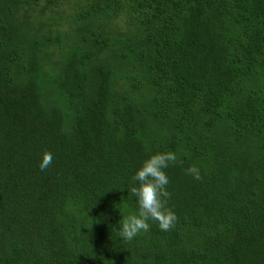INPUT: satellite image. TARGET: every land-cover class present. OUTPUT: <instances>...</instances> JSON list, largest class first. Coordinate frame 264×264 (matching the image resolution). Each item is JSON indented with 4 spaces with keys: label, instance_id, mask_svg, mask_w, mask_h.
<instances>
[{
    "label": "trees",
    "instance_id": "obj_1",
    "mask_svg": "<svg viewBox=\"0 0 264 264\" xmlns=\"http://www.w3.org/2000/svg\"><path fill=\"white\" fill-rule=\"evenodd\" d=\"M0 264H264V0H0Z\"/></svg>",
    "mask_w": 264,
    "mask_h": 264
},
{
    "label": "clouds",
    "instance_id": "obj_2",
    "mask_svg": "<svg viewBox=\"0 0 264 264\" xmlns=\"http://www.w3.org/2000/svg\"><path fill=\"white\" fill-rule=\"evenodd\" d=\"M53 155L45 150L41 155L39 167L46 170L52 163ZM178 156L171 150L155 152L148 156L137 168L130 188L135 197L138 209L130 212L120 220L119 235L125 240H132L142 232L150 229L149 221H155L162 231H170L177 221L174 211L168 207L170 193L167 190L169 178L165 171L176 163ZM186 174L200 180V170L197 165H190Z\"/></svg>",
    "mask_w": 264,
    "mask_h": 264
}]
</instances>
